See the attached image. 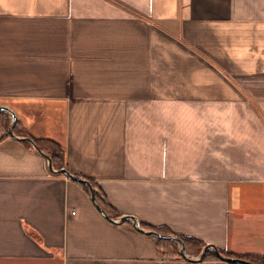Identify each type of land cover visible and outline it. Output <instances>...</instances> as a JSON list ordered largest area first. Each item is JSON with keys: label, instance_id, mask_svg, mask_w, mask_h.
Returning a JSON list of instances; mask_svg holds the SVG:
<instances>
[{"label": "crops", "instance_id": "1", "mask_svg": "<svg viewBox=\"0 0 264 264\" xmlns=\"http://www.w3.org/2000/svg\"><path fill=\"white\" fill-rule=\"evenodd\" d=\"M0 104L112 214L264 256V0H0ZM11 119L0 264H232L107 219Z\"/></svg>", "mask_w": 264, "mask_h": 264}, {"label": "water", "instance_id": "2", "mask_svg": "<svg viewBox=\"0 0 264 264\" xmlns=\"http://www.w3.org/2000/svg\"><path fill=\"white\" fill-rule=\"evenodd\" d=\"M0 110L8 111V112H10V114L12 116V119H11L10 124L8 126L9 134L11 136L16 137V138H19V139H22V140L29 142L37 151L41 152L47 158V167H48V170L50 172L62 173L72 180L82 182L87 188V191H88V194H89V197H90L92 203L94 204V206L97 208V210L103 216H105L109 220L117 221V222H121L123 220L130 219L132 221V224L134 225V227L141 232H145V233L151 234V235L156 236V237H162V238L175 240L179 244V251H180L181 256L186 258V259H192V257H190L187 254L183 241L176 234H174V233L163 234V233H159L158 231H156L154 229L144 228L140 225V223L132 215L121 214L118 217L109 216L108 213L104 210V208L98 203L96 196H95L94 188H93L91 182L88 180V178L83 177V176L78 175V174H74V173L70 172L66 167L55 168L52 164V158H51L50 154L48 152L42 151V149L37 147L36 144L34 143L33 139L29 135H19L18 136V135L13 134L12 129H13V126L16 122V118H15V115L12 112V110L10 108H8L7 106L1 105V104H0ZM207 250H212L219 259L227 261L229 263H233V264H258V263L252 262V261H250L246 258H243V257L226 255V254L220 252L214 245H212L210 243L203 245L200 249L199 254L197 256H195L194 258L197 260L203 259Z\"/></svg>", "mask_w": 264, "mask_h": 264}, {"label": "trees", "instance_id": "3", "mask_svg": "<svg viewBox=\"0 0 264 264\" xmlns=\"http://www.w3.org/2000/svg\"><path fill=\"white\" fill-rule=\"evenodd\" d=\"M17 124L18 122L15 123V126ZM24 133L28 134L26 131H24ZM28 135L33 139L37 147H39L40 149L46 150L50 154L52 158V164L55 168L66 167L65 158H64L65 157L64 149L59 142H57L56 140L52 138L34 137L30 134ZM88 180L91 182L92 186H95L94 181L92 179L88 178ZM76 182H78L86 190V186L82 182H79V181H76ZM94 192H95V196L99 204L104 208V210L108 211L107 210V208L109 207L108 202L104 198H102L101 195L98 194L97 191H94ZM108 213L112 214L110 211H108ZM112 215L116 217L119 215V213L115 211L113 212ZM148 228L154 229L158 231L159 233H163V234L172 233L167 228L161 227V226L159 227L148 226ZM174 234L180 237V239L183 241L186 251L191 250L192 247L194 248V250L198 251L204 245L203 242L193 237L185 236V235L178 234V233H174ZM153 237L155 239L157 248L162 253L167 254V255L181 256L180 251L178 249V244L175 240L162 238V237H156V236H153ZM239 257L246 258L258 264H264V256H260L257 254H250L248 256H239ZM204 258L219 259L212 250H207L204 255Z\"/></svg>", "mask_w": 264, "mask_h": 264}, {"label": "rangeland", "instance_id": "4", "mask_svg": "<svg viewBox=\"0 0 264 264\" xmlns=\"http://www.w3.org/2000/svg\"><path fill=\"white\" fill-rule=\"evenodd\" d=\"M178 244V243H177ZM178 249H179V244H178ZM201 249V248H200ZM200 249L197 251V250H194V248L192 247L191 248V250H188V251H186L187 252V254L189 255V256H197L198 254H199V252H200Z\"/></svg>", "mask_w": 264, "mask_h": 264}]
</instances>
